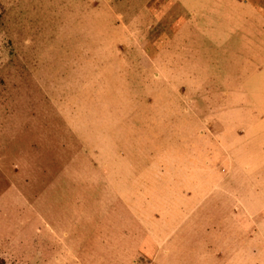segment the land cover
<instances>
[{
	"label": "rangeland",
	"instance_id": "374dc122",
	"mask_svg": "<svg viewBox=\"0 0 264 264\" xmlns=\"http://www.w3.org/2000/svg\"><path fill=\"white\" fill-rule=\"evenodd\" d=\"M243 13L0 0V264H264V9Z\"/></svg>",
	"mask_w": 264,
	"mask_h": 264
},
{
	"label": "crops",
	"instance_id": "0c3cea01",
	"mask_svg": "<svg viewBox=\"0 0 264 264\" xmlns=\"http://www.w3.org/2000/svg\"><path fill=\"white\" fill-rule=\"evenodd\" d=\"M182 1V0H180ZM188 1V0H187ZM191 1V0H189ZM193 1H199V0H193ZM221 0H218L220 2ZM223 1V0H222ZM237 4L244 9L243 15H241L242 20L245 22V26L251 24L252 25H258L259 23V10L264 9V0H236ZM148 5V7L151 9L154 8V6L151 7ZM249 11V12H247ZM264 16V15H263ZM253 35L255 37V34L250 35V40L253 39ZM245 39H247L245 37Z\"/></svg>",
	"mask_w": 264,
	"mask_h": 264
}]
</instances>
